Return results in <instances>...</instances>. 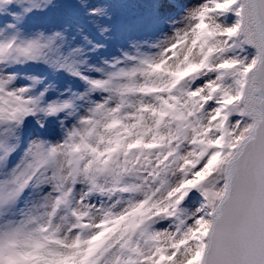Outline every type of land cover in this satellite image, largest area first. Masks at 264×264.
<instances>
[{
  "label": "snow or ice",
  "instance_id": "6c2138e0",
  "mask_svg": "<svg viewBox=\"0 0 264 264\" xmlns=\"http://www.w3.org/2000/svg\"><path fill=\"white\" fill-rule=\"evenodd\" d=\"M0 264H264V0H0Z\"/></svg>",
  "mask_w": 264,
  "mask_h": 264
}]
</instances>
